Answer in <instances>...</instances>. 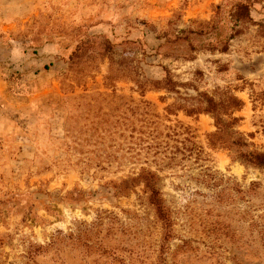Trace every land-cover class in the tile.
<instances>
[{
	"label": "rangeland",
	"instance_id": "obj_1",
	"mask_svg": "<svg viewBox=\"0 0 264 264\" xmlns=\"http://www.w3.org/2000/svg\"><path fill=\"white\" fill-rule=\"evenodd\" d=\"M222 1L0 0V264H264V171L212 148L214 116L185 110L233 93L237 130L264 151L259 27L225 54L154 55L169 22L196 27ZM79 30L116 46L117 69L188 86L142 95L108 81V58L78 75ZM143 169L161 178L171 237L145 186L123 183Z\"/></svg>",
	"mask_w": 264,
	"mask_h": 264
},
{
	"label": "trees",
	"instance_id": "obj_2",
	"mask_svg": "<svg viewBox=\"0 0 264 264\" xmlns=\"http://www.w3.org/2000/svg\"><path fill=\"white\" fill-rule=\"evenodd\" d=\"M254 11L264 17V0H223L221 4L214 7V16L210 21H192L196 27L192 26L178 31L172 27V22H169V29H166L160 37L164 42L155 50L154 55L163 59L189 61L193 60L194 54L200 51L228 53L232 42L242 37L251 27H259L258 33L264 37V19L256 20L253 17ZM115 54L117 55L118 51L109 39L104 38L98 42L88 32L79 30L76 45L69 56L70 68L78 75H82L83 71L94 70L99 60L108 58L110 60L108 81L130 79L142 95L150 87H152L150 90H164L169 94H180L179 87L188 86V84L176 81L168 69H165L166 74L161 81L143 82L140 80L138 71L130 73L117 69L118 62L115 63ZM143 54L147 56L145 49H143ZM251 97L254 105L261 103L264 106V92L252 91ZM191 100L197 105H191L185 109L189 116L200 114L214 116L217 130L208 135L212 148L229 150L235 161L264 171V151L253 149L255 146L237 130L242 119L234 117V114L244 108V102L239 97L228 92L217 100L207 93H199L198 98ZM160 181L161 178L156 173L143 169L137 178L125 180L123 183L129 185L127 187L129 190L141 184L145 186L146 193L150 194V203L155 207L158 218L166 229L167 237H171V214L162 199L158 187Z\"/></svg>",
	"mask_w": 264,
	"mask_h": 264
}]
</instances>
